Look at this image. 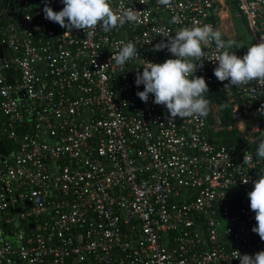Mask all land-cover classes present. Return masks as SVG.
Returning a JSON list of instances; mask_svg holds the SVG:
<instances>
[{
	"label": "built area",
	"instance_id": "1",
	"mask_svg": "<svg viewBox=\"0 0 264 264\" xmlns=\"http://www.w3.org/2000/svg\"><path fill=\"white\" fill-rule=\"evenodd\" d=\"M46 3L63 8L0 0V264H239L234 251L264 250L247 195L264 171V86L224 88L214 44L195 73L206 118H170L135 84L143 60L174 58L153 50L160 30L194 18L241 17L246 36L221 33L242 57L264 40V0H111L139 19L92 36L45 19ZM129 41L139 57L118 66Z\"/></svg>",
	"mask_w": 264,
	"mask_h": 264
},
{
	"label": "clouds",
	"instance_id": "2",
	"mask_svg": "<svg viewBox=\"0 0 264 264\" xmlns=\"http://www.w3.org/2000/svg\"><path fill=\"white\" fill-rule=\"evenodd\" d=\"M143 2V0H141ZM63 8L53 11L45 4V19L59 24L62 28L83 30L88 36L95 34L97 27L109 32L125 23L136 22L139 17L136 10L125 8L121 3L119 11L114 10L111 0H62ZM159 5L171 7L172 0H157ZM162 37L166 38L155 44L154 51H167L174 58L162 63L143 60V71L137 73L136 86L143 85V91L136 95L147 103L149 94L154 97L153 103L163 105L170 118H206L210 111V101L206 98L208 85L202 76H196L198 68L203 66L204 49L215 45L212 59L216 67L213 70L218 81L224 82V88L248 86L252 82L264 86V40L252 44L241 57L229 51L235 41L222 38V33L209 23L193 19L191 26L176 30L175 34L161 29ZM138 56L136 45L129 41L118 46L117 53L112 57L116 65L123 66ZM256 147V158L264 160V139ZM252 154L244 157L243 163L252 160ZM248 183V178L243 181ZM250 209L255 213L256 225L252 231L264 241V171L253 181V188L247 193ZM234 258L239 264H264V250L253 255L234 251Z\"/></svg>",
	"mask_w": 264,
	"mask_h": 264
},
{
	"label": "rangeland",
	"instance_id": "3",
	"mask_svg": "<svg viewBox=\"0 0 264 264\" xmlns=\"http://www.w3.org/2000/svg\"><path fill=\"white\" fill-rule=\"evenodd\" d=\"M230 20L233 22V27L229 25ZM230 20L226 17L221 20V26L219 27L220 32H222L227 37H232V29H234L235 27L238 29L239 34L246 36V29L244 27V23L242 22L241 17H233L230 18Z\"/></svg>",
	"mask_w": 264,
	"mask_h": 264
},
{
	"label": "water",
	"instance_id": "4",
	"mask_svg": "<svg viewBox=\"0 0 264 264\" xmlns=\"http://www.w3.org/2000/svg\"><path fill=\"white\" fill-rule=\"evenodd\" d=\"M2 46L0 45V57L4 56V53H5L4 51H2ZM6 82H8V83L11 82L10 77H6ZM20 93L23 95L22 91H20ZM0 152L4 153V150H3L2 146H1V144H0Z\"/></svg>",
	"mask_w": 264,
	"mask_h": 264
},
{
	"label": "crops",
	"instance_id": "5",
	"mask_svg": "<svg viewBox=\"0 0 264 264\" xmlns=\"http://www.w3.org/2000/svg\"><path fill=\"white\" fill-rule=\"evenodd\" d=\"M237 33H238V29L234 27V33H232V35H234V34L236 35Z\"/></svg>",
	"mask_w": 264,
	"mask_h": 264
},
{
	"label": "trees",
	"instance_id": "6",
	"mask_svg": "<svg viewBox=\"0 0 264 264\" xmlns=\"http://www.w3.org/2000/svg\"><path fill=\"white\" fill-rule=\"evenodd\" d=\"M224 135V137L226 138V137H231L233 134H231L230 132L226 135V134H223Z\"/></svg>",
	"mask_w": 264,
	"mask_h": 264
}]
</instances>
